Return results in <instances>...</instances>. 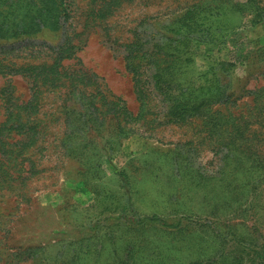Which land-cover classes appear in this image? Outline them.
Masks as SVG:
<instances>
[{
    "label": "rangeland",
    "instance_id": "obj_1",
    "mask_svg": "<svg viewBox=\"0 0 264 264\" xmlns=\"http://www.w3.org/2000/svg\"><path fill=\"white\" fill-rule=\"evenodd\" d=\"M59 2L0 37V264H264V0Z\"/></svg>",
    "mask_w": 264,
    "mask_h": 264
},
{
    "label": "trees",
    "instance_id": "obj_2",
    "mask_svg": "<svg viewBox=\"0 0 264 264\" xmlns=\"http://www.w3.org/2000/svg\"><path fill=\"white\" fill-rule=\"evenodd\" d=\"M42 2L44 4H47L48 0H42ZM55 2H56V0H52V8H50V9L47 8L46 6H41L40 8H38L36 10V14H32L31 15V18H32V21L31 22L24 21L23 23L14 24L10 28H7L5 23H0V37L18 36L19 34L34 32V31H37V30H41L43 28V26L44 27H49L51 29H58V28H60V25H59V23H60L59 15H60V10L61 9H59V5L61 3L59 2L58 3V6H56V5L53 4ZM38 16L40 18H43L40 22H36L35 21V19ZM49 17H51V20H50V23H47L46 22V20H47L46 18H49ZM168 41L171 44L173 43L171 37H168ZM174 42L175 43H178V45H179V43H182L186 48H189L188 47L189 46V40L187 39V36H185L183 38H180L179 41H178V38H176V41H174ZM153 48L154 47H152L151 49H153ZM144 50H145L144 45L143 44L142 45L140 44V46L137 48V51L139 53H142V54L139 55V56L138 55H134V56L128 55L127 57L130 60H132L133 58H138L140 56L146 57V54L147 53ZM153 52H154V50L151 52L152 60L151 59L149 60V58H150L149 56L147 57V59H148V61H150V63H152L153 65H155V70H156L155 77H157L158 79H161V74L159 73V71L160 70H167L170 73L171 71L168 70V69H170L172 66H174L175 60L174 61L173 60L168 61V59H167V56L168 55L166 53H164L163 55L160 54V56L157 57L156 55L158 53L157 52L156 53L155 52L153 53ZM166 61H168V62L166 64H164V62H166ZM137 65H138V63L131 61L129 63V66L128 67L132 70V72L134 74V77L136 78V83L135 84L137 86V91L139 93V96L142 97L143 88H142V86L140 84V80L138 79V76L136 75L138 73V67H139ZM113 98L115 100H117V102H121V99H119L117 96H114ZM188 104L191 105L190 102L189 103L188 102L187 103H184L183 105L181 103H176L175 102V104L173 105L174 110H173L172 113L173 114H176V115L178 114L179 111H182V113H185L184 111L187 110ZM193 108H196V106H193ZM97 110H98V107L95 106V111H97ZM124 110L126 112L132 114L131 111L128 110V107L126 105H124ZM95 111L93 110L92 113L93 114L94 113L96 114L95 119H97V120H95V119L94 120H95V122H97L98 126L100 127V126H104L105 124H107L108 121L105 122L103 120V117L99 115L100 112L98 114ZM93 114H91V115H93ZM138 114L139 113H137V115ZM110 123L111 122H109L108 124H110ZM117 130H119L120 132H123V133H128V131H131V130H129V128H127V126L125 124H124V126L120 124V126H119V128ZM120 135L128 136L129 134H120ZM151 220L152 221H158L160 219L159 218H151ZM160 221H162V220H160ZM162 222H163V224H166L165 221H162ZM244 247H246V246H244ZM239 253H241V251ZM258 253H260V250L255 251V255H257ZM231 255H232L233 260L236 263H238V264H247V262L244 261V257H243L242 254H236L235 253V254H231Z\"/></svg>",
    "mask_w": 264,
    "mask_h": 264
}]
</instances>
